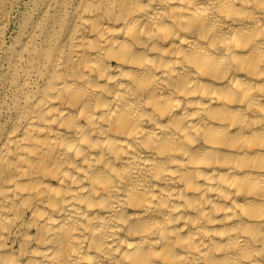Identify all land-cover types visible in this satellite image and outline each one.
<instances>
[{"label":"bare ground","instance_id":"bare-ground-1","mask_svg":"<svg viewBox=\"0 0 264 264\" xmlns=\"http://www.w3.org/2000/svg\"><path fill=\"white\" fill-rule=\"evenodd\" d=\"M45 5L0 63V264H264V0Z\"/></svg>","mask_w":264,"mask_h":264},{"label":"rangeland","instance_id":"rangeland-1","mask_svg":"<svg viewBox=\"0 0 264 264\" xmlns=\"http://www.w3.org/2000/svg\"><path fill=\"white\" fill-rule=\"evenodd\" d=\"M46 2L47 0H0V63L8 48L25 35L28 24L37 19ZM5 67L4 65L3 68ZM6 78L5 70L0 69V126L7 121L3 103L11 95Z\"/></svg>","mask_w":264,"mask_h":264}]
</instances>
